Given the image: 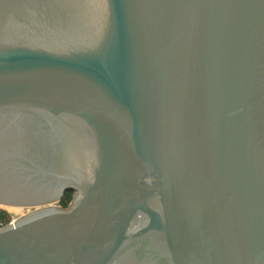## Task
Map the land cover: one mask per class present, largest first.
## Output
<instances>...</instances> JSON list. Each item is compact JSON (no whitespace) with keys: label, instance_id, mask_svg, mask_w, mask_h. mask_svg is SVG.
<instances>
[{"label":"water","instance_id":"water-1","mask_svg":"<svg viewBox=\"0 0 264 264\" xmlns=\"http://www.w3.org/2000/svg\"><path fill=\"white\" fill-rule=\"evenodd\" d=\"M0 135V264H264V0H0Z\"/></svg>","mask_w":264,"mask_h":264},{"label":"flooded vegetation","instance_id":"flooded-vegetation-1","mask_svg":"<svg viewBox=\"0 0 264 264\" xmlns=\"http://www.w3.org/2000/svg\"><path fill=\"white\" fill-rule=\"evenodd\" d=\"M32 145L34 144L31 141L23 139L20 135H0V152H5L6 156L19 155L23 150H25L24 152L28 151V148ZM0 163H5L6 165L8 160L4 161L3 158H0ZM4 184L5 183L0 185L3 186ZM4 186L8 187V184H5Z\"/></svg>","mask_w":264,"mask_h":264},{"label":"trees","instance_id":"trees-1","mask_svg":"<svg viewBox=\"0 0 264 264\" xmlns=\"http://www.w3.org/2000/svg\"><path fill=\"white\" fill-rule=\"evenodd\" d=\"M74 194H75L74 191H66L62 199L59 201V204L62 207L67 208L70 205ZM10 222H11L10 214L7 212V210L0 207V228L9 224Z\"/></svg>","mask_w":264,"mask_h":264},{"label":"rangeland","instance_id":"rangeland-1","mask_svg":"<svg viewBox=\"0 0 264 264\" xmlns=\"http://www.w3.org/2000/svg\"><path fill=\"white\" fill-rule=\"evenodd\" d=\"M55 205L60 204L57 202ZM0 207L7 210V212L10 214L11 222L16 221L34 211L33 207H10L5 205H0Z\"/></svg>","mask_w":264,"mask_h":264}]
</instances>
